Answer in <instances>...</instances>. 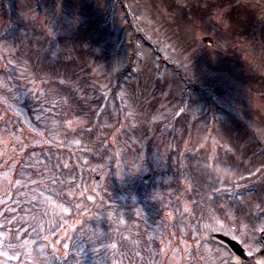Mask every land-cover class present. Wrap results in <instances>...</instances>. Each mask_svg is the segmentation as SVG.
<instances>
[{"label":"rangeland","instance_id":"obj_1","mask_svg":"<svg viewBox=\"0 0 264 264\" xmlns=\"http://www.w3.org/2000/svg\"><path fill=\"white\" fill-rule=\"evenodd\" d=\"M263 230L264 0H0V264H255Z\"/></svg>","mask_w":264,"mask_h":264},{"label":"water","instance_id":"obj_2","mask_svg":"<svg viewBox=\"0 0 264 264\" xmlns=\"http://www.w3.org/2000/svg\"><path fill=\"white\" fill-rule=\"evenodd\" d=\"M211 238L217 242H220L232 251V256L230 257L231 262L235 263H243L246 261L247 256L245 254V249L242 247V245L237 242L234 239H231L230 237L221 234V233H213L211 235ZM263 241H264V231H263ZM238 256L240 257V260H234L233 257ZM255 261L259 264H264V249H262L256 256H255Z\"/></svg>","mask_w":264,"mask_h":264},{"label":"trees","instance_id":"obj_3","mask_svg":"<svg viewBox=\"0 0 264 264\" xmlns=\"http://www.w3.org/2000/svg\"><path fill=\"white\" fill-rule=\"evenodd\" d=\"M132 62H134V60H132ZM129 69H127V70H115L114 71V75H113V77H112V79H111V84H110V86L109 87H107L106 89H104V94L108 97L111 93L113 94V95H115V97H117V96H119L118 94H117V92H118V89H119V87H120V84H121V81L125 78V76H126V74H127V71H128ZM76 169H79L80 170V173H81V175H84V171H83V169H81L80 168V166L79 165H77L76 164ZM92 170H89V172H91ZM98 212L96 211L95 212V214H97ZM71 239V238H70ZM81 240V239H80ZM80 240H79V242H80ZM71 241H72V239H71ZM69 250H73V247L71 246V248H69ZM56 254H57V256L58 257H62V259L64 258V256H65V254L61 251V253H57L56 252Z\"/></svg>","mask_w":264,"mask_h":264},{"label":"clouds","instance_id":"obj_4","mask_svg":"<svg viewBox=\"0 0 264 264\" xmlns=\"http://www.w3.org/2000/svg\"><path fill=\"white\" fill-rule=\"evenodd\" d=\"M51 257L43 250L42 246H37L33 250V264H49Z\"/></svg>","mask_w":264,"mask_h":264},{"label":"snow or ice","instance_id":"obj_5","mask_svg":"<svg viewBox=\"0 0 264 264\" xmlns=\"http://www.w3.org/2000/svg\"><path fill=\"white\" fill-rule=\"evenodd\" d=\"M65 247H67V245H65ZM233 259L239 261V260H240V257H238V256H234Z\"/></svg>","mask_w":264,"mask_h":264}]
</instances>
